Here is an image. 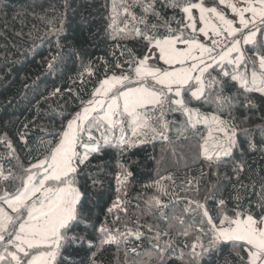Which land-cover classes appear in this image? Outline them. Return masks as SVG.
I'll return each instance as SVG.
<instances>
[{
    "label": "snow or ice",
    "instance_id": "snow-or-ice-1",
    "mask_svg": "<svg viewBox=\"0 0 264 264\" xmlns=\"http://www.w3.org/2000/svg\"><path fill=\"white\" fill-rule=\"evenodd\" d=\"M74 2L42 17L23 119L0 123V264H104L112 247L121 264H264V0H85L100 25ZM157 143L132 198L123 158ZM177 146L198 171L169 170Z\"/></svg>",
    "mask_w": 264,
    "mask_h": 264
},
{
    "label": "trees",
    "instance_id": "trees-1",
    "mask_svg": "<svg viewBox=\"0 0 264 264\" xmlns=\"http://www.w3.org/2000/svg\"><path fill=\"white\" fill-rule=\"evenodd\" d=\"M66 0H0V68L7 62L9 65L15 68V71L10 69L0 70V123L4 121H12L15 123L17 118L23 119L22 113L26 111L27 101L23 99L22 93L25 91L22 87L23 78L25 75L31 77L28 83L31 84L32 80H35L37 76L40 75L38 62L43 56L47 54L48 44L40 46V40L36 39L35 43L40 46L39 54L35 56L33 60L32 53L30 49L33 47V39L36 37L37 32L43 34L44 32V20L42 17L45 13L49 14L51 18V13L53 8H58L63 11L61 7ZM211 2V0H209ZM91 3V0H88ZM100 4L104 3V0H99ZM84 5L77 12L74 17V22L78 23L81 15H89L90 19L95 20L96 25H100V14L96 11V5L93 4L91 7L87 6L85 0H75L73 7L77 5ZM95 27V26H94ZM25 33L24 39H20L16 36V33ZM31 32L32 38H29L27 34ZM88 37V32H80L79 28L69 34V39H77L81 42H85ZM86 47H89L85 43ZM89 50L91 48L89 47ZM98 54L94 52V55ZM7 57V61H5ZM5 72L8 73L6 79ZM51 85V79L46 81ZM43 88V84H41ZM20 93L16 100H13V104L19 103V108L13 111L12 107L7 104V101L14 94ZM32 93L29 92L28 96L31 97ZM258 123V122H257ZM247 126V125H242ZM14 127H11L9 131H14ZM181 146H177L175 154L171 151L167 153L169 156V170L177 177H183L189 171H198L201 167L199 162H193L192 160H187L184 157V153L180 151ZM162 144L157 143L155 149L149 145L145 151L133 150L130 155H125L123 158V163L126 166L132 165L133 170L136 173V180L133 181V185L130 188V197L136 198L137 193H142L143 185L150 183L152 179L157 178L156 172L157 167L153 155L158 159L161 153ZM107 159V158H106ZM248 164H252L255 168L259 165L260 158L259 155H249L245 158ZM135 162V163H133ZM93 163H97L94 161ZM186 165H191L187 168ZM247 166V165H246ZM111 167L113 173L116 170V159L113 158L111 161ZM166 174V173H161ZM179 182V181H178ZM115 184L113 178V185ZM135 203V199H133ZM104 264H121L123 261V249L117 253L115 247L109 248L104 253Z\"/></svg>",
    "mask_w": 264,
    "mask_h": 264
}]
</instances>
